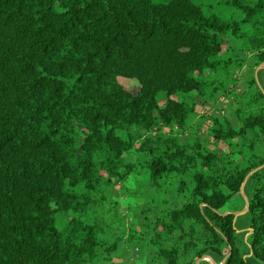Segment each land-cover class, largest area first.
Segmentation results:
<instances>
[{
  "label": "trees",
  "instance_id": "16d2710c",
  "mask_svg": "<svg viewBox=\"0 0 264 264\" xmlns=\"http://www.w3.org/2000/svg\"><path fill=\"white\" fill-rule=\"evenodd\" d=\"M261 65L264 0H0V264H92L136 242L148 264H264ZM222 90L234 119L187 136L195 94ZM120 193L141 200L138 224Z\"/></svg>",
  "mask_w": 264,
  "mask_h": 264
},
{
  "label": "rangeland",
  "instance_id": "374dc122",
  "mask_svg": "<svg viewBox=\"0 0 264 264\" xmlns=\"http://www.w3.org/2000/svg\"><path fill=\"white\" fill-rule=\"evenodd\" d=\"M248 68H238L234 72V78L238 80L236 86H230L231 90H235L238 93L243 92L247 86L248 75L246 73ZM247 77V78H246ZM121 83L130 91L136 92L139 89V83L134 79H125L120 78ZM264 90V84H262ZM231 90H222L219 92L218 98L214 101H205L203 97H199L195 94V99L197 101L195 115L192 117L186 135L189 136L193 133H198L202 137H209L208 134V119L215 116H227L230 119L233 118V108L237 106V101L233 97ZM162 104L165 103L163 100ZM208 118V119H207ZM226 151V144L223 142L219 143V152L222 154ZM132 187V183L129 184ZM123 184L118 185V188L121 190ZM246 197L245 193L243 194ZM121 206L120 210L127 216V220L132 224H138L140 222L139 216L131 212V207L141 203V200H134L131 197L124 195L122 193L115 196ZM232 203V202H230ZM233 205V206H232ZM242 203L240 197L237 195L233 199V204H229L231 212H240L243 211ZM66 215H61L59 218V223L62 225L67 218ZM250 217L247 214H242L237 220L238 233L241 235L243 233L244 237L242 238V243L245 245L246 239L249 235L250 228L249 225ZM248 250V249H247ZM247 250L245 252H247ZM152 249L146 246L144 243L136 242L130 244L128 247H122L115 253L110 255L108 258L106 255H103L99 260L92 264H148L150 254ZM248 255V254H247ZM253 264H258L253 261ZM261 264V263H259Z\"/></svg>",
  "mask_w": 264,
  "mask_h": 264
},
{
  "label": "water",
  "instance_id": "95a60500",
  "mask_svg": "<svg viewBox=\"0 0 264 264\" xmlns=\"http://www.w3.org/2000/svg\"><path fill=\"white\" fill-rule=\"evenodd\" d=\"M263 67H264V65L259 66V67L256 69V74H257V73L259 72V70L262 69ZM262 166H263V165H262ZM262 166H260V167H258L257 169L253 170L250 174H252V173H254L255 171H257L258 169L262 168ZM250 174L247 176L245 182H244L243 185H242V188H241V192H242V193H244V187H245L246 181H247V179L249 178ZM246 201H247V202H246V207L244 208L243 211H240V212H232V213L235 215L236 218H237L238 216H240V215L246 213V212L249 210V202H248L247 198H246ZM204 259H208V260L210 259V260H211V257L207 255V256L204 257ZM200 260H201V259H199V260L197 261V263H199ZM215 264H218V263H215ZM222 264H223V262H222Z\"/></svg>",
  "mask_w": 264,
  "mask_h": 264
},
{
  "label": "crops",
  "instance_id": "0c3cea01",
  "mask_svg": "<svg viewBox=\"0 0 264 264\" xmlns=\"http://www.w3.org/2000/svg\"><path fill=\"white\" fill-rule=\"evenodd\" d=\"M264 68V67H263ZM262 84H264V69L259 74Z\"/></svg>",
  "mask_w": 264,
  "mask_h": 264
}]
</instances>
